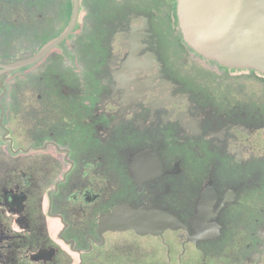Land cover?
<instances>
[{"label": "flooded vegetation", "instance_id": "flooded-vegetation-1", "mask_svg": "<svg viewBox=\"0 0 264 264\" xmlns=\"http://www.w3.org/2000/svg\"><path fill=\"white\" fill-rule=\"evenodd\" d=\"M73 15L0 0V264H264V73L177 0H81L32 61Z\"/></svg>", "mask_w": 264, "mask_h": 264}, {"label": "water", "instance_id": "water-1", "mask_svg": "<svg viewBox=\"0 0 264 264\" xmlns=\"http://www.w3.org/2000/svg\"><path fill=\"white\" fill-rule=\"evenodd\" d=\"M81 0L65 34L32 61L59 44L77 25ZM179 25L186 42L208 59L232 68L264 73V0H177ZM147 232L146 224L128 222Z\"/></svg>", "mask_w": 264, "mask_h": 264}, {"label": "rangeland", "instance_id": "rangeland-1", "mask_svg": "<svg viewBox=\"0 0 264 264\" xmlns=\"http://www.w3.org/2000/svg\"><path fill=\"white\" fill-rule=\"evenodd\" d=\"M70 8H71V4H70Z\"/></svg>", "mask_w": 264, "mask_h": 264}]
</instances>
